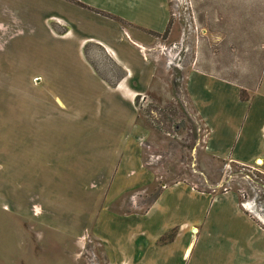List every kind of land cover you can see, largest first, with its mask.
<instances>
[{"label":"rangeland","instance_id":"obj_1","mask_svg":"<svg viewBox=\"0 0 264 264\" xmlns=\"http://www.w3.org/2000/svg\"><path fill=\"white\" fill-rule=\"evenodd\" d=\"M164 1L170 15L167 28L162 34L149 31L153 44L142 50L125 37L130 23L78 0H0V264H112L94 233L83 229L99 211L97 189L87 191V180L75 182L68 195L64 176L86 169L91 176L99 171L105 175L112 168L107 160L86 158L92 143L82 129L105 124L109 96L99 81L113 87L127 77L117 59L136 71L129 82L132 87L138 83L143 92L132 105L143 133L140 160L149 175L148 184L141 172L126 178L133 184L128 190L133 193L122 199L128 203L126 212H144L160 190L176 183L199 192H232L241 201L245 194L261 205L264 172L212 157L200 116L217 132L214 139L218 128L229 125L236 132L252 128L259 141L264 122V0ZM55 97L67 103V112L55 106ZM31 165L44 172L42 184L48 168L53 169L55 197L70 198L75 206V219L70 218L75 230L47 228L21 215L25 201L23 197L20 204V185ZM92 182L97 185L99 178ZM89 202L84 219L83 205ZM194 203L185 199V220L193 218ZM58 210L56 218L65 222L63 207ZM161 218L162 213H153L149 233L157 231L155 219ZM141 223L148 234L146 221ZM175 233L170 231L160 243ZM187 237L193 242V260L202 243L200 226L177 243Z\"/></svg>","mask_w":264,"mask_h":264},{"label":"crops","instance_id":"obj_2","mask_svg":"<svg viewBox=\"0 0 264 264\" xmlns=\"http://www.w3.org/2000/svg\"><path fill=\"white\" fill-rule=\"evenodd\" d=\"M78 1L114 15L125 23H130L128 29L131 32L124 29L125 37L132 47H141V49L153 44L154 39L148 32L162 34L170 19L164 0H106V3L102 4V0ZM101 47L111 55L113 54L110 50L116 54L109 45H101ZM116 62L118 65L120 62L121 66L127 70V77L116 82L113 87L102 80L99 81L109 96L104 106L105 124L104 122L99 126L89 124L82 129L88 132L87 137L92 143V152H88L86 158L92 162H98L100 159L107 160L112 168L106 171L105 175L99 171L95 172V176H91L92 170L86 169L77 176L71 173L64 176L68 195L73 194L75 182L87 180L90 183L86 188L87 191L90 188L97 189V196L100 199L99 215L97 213L98 216L92 218L90 215L89 225L87 224L83 229L94 233L95 238L101 242L100 246L105 258L112 264H156L157 262L159 264H185V262L186 264H264V228L246 213L240 206L241 200L232 192L221 194L213 191L199 192L186 184L176 183L160 190L144 212H126L124 205L128 203L126 201L123 204L122 199H127L133 193L128 192L133 184L126 181V178H130L129 174L136 175L141 172L148 184L149 175L140 160V143L143 133L135 122L136 111L132 105V101L143 92L138 83L136 87L130 85L129 79L133 75L136 76V71L130 70L119 59ZM189 80L191 78L186 77V86H190ZM53 103L63 113L68 111L67 103L58 97H55ZM193 107L200 116L194 103ZM77 112L80 116L88 115L82 111ZM200 118L207 128L205 147L212 157L239 166H256L264 172V122L258 131L259 141L255 139L252 128H244L236 132L231 131L229 125L218 128L220 136L217 135L214 139L217 132L205 119L201 116ZM99 135H101V142L97 141ZM241 137L243 141L240 144L238 141ZM36 158H31L30 161L33 162ZM40 173L44 172L33 169L31 165L28 176L20 185V204L23 197L25 201V206H22L20 211L21 215L24 214L29 222L42 224L47 228L66 230L67 233L75 230L76 223H73L76 214L75 206L70 198L59 201L55 197L57 190L54 187L56 177L53 169L48 168L44 184L41 183ZM123 175H125L124 178ZM94 178H99L97 185L92 182ZM180 186L183 188L177 189ZM185 199H194L196 202L194 203L196 209L190 211L193 215L191 220H185ZM59 206L63 207L62 213L65 212L67 215L65 222H60L59 216L56 218L59 214ZM90 210L91 202L85 203L82 210L84 219ZM80 212H78L79 216ZM154 212L162 213L164 218L155 219L159 228L155 233H149V225L154 222L151 220ZM71 217L74 218L72 221H70ZM144 221H146L148 234H145L140 226ZM192 221L195 226L190 224ZM197 226H200V232H202V243L198 254L191 260L193 249L190 252V247L193 242L189 240V237H187L188 242L187 239L179 244L177 241L182 234H188L189 229L195 234ZM126 230L129 233L127 232L124 238L123 233ZM174 230L176 233L172 240L164 244L160 243L166 234Z\"/></svg>","mask_w":264,"mask_h":264},{"label":"built area","instance_id":"obj_3","mask_svg":"<svg viewBox=\"0 0 264 264\" xmlns=\"http://www.w3.org/2000/svg\"><path fill=\"white\" fill-rule=\"evenodd\" d=\"M240 198L242 199L240 206L246 211L247 214H249L251 217L256 219L257 223L262 228H264V200H262L260 205V204H256L257 202L254 201L253 199L248 198V196H245V194L244 195L241 194Z\"/></svg>","mask_w":264,"mask_h":264},{"label":"trees","instance_id":"obj_4","mask_svg":"<svg viewBox=\"0 0 264 264\" xmlns=\"http://www.w3.org/2000/svg\"><path fill=\"white\" fill-rule=\"evenodd\" d=\"M172 239H173V235H171V236L169 237V241L172 240Z\"/></svg>","mask_w":264,"mask_h":264},{"label":"bare ground","instance_id":"obj_5","mask_svg":"<svg viewBox=\"0 0 264 264\" xmlns=\"http://www.w3.org/2000/svg\"><path fill=\"white\" fill-rule=\"evenodd\" d=\"M259 161V160H258Z\"/></svg>","mask_w":264,"mask_h":264}]
</instances>
